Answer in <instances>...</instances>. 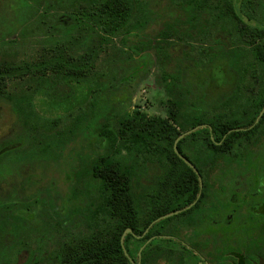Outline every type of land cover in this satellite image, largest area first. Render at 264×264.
<instances>
[{
	"label": "trees",
	"instance_id": "trees-1",
	"mask_svg": "<svg viewBox=\"0 0 264 264\" xmlns=\"http://www.w3.org/2000/svg\"><path fill=\"white\" fill-rule=\"evenodd\" d=\"M171 1L192 14L168 22L155 42L168 83L167 115L130 109L116 117V127L111 118L97 129L98 144L104 151L90 158L89 178L98 203L90 207L91 214L84 221L72 225L74 230L67 233L71 234L59 241L54 264L156 261V223L146 234L145 230L157 217L175 214L196 201L202 187L181 155L199 171L215 170L221 158L242 152L247 141L261 132L264 113L256 120L264 107L263 0ZM7 2L22 9L19 20L40 11L46 26L42 52L35 59L0 62V97L12 102L40 143L38 136L72 119L76 107L92 101L94 94L107 86H100L98 79L102 53L110 44L115 46V38L122 37L124 43L126 35L146 27L150 16L142 0ZM222 59L226 60L224 68ZM140 68H134L133 73ZM215 69L227 74L224 81L219 80ZM16 79L27 82L19 97L8 91L10 81ZM60 82L73 89L74 95L78 87L85 86L81 89L86 100L57 117L44 116L35 102L38 97L50 96ZM197 126L175 143L179 135ZM9 145L0 151V161L14 151ZM40 149L55 151L51 144ZM154 165L164 171L157 187L155 180L136 190L138 169ZM17 200L13 196L0 200V228L9 220L30 218L27 208L12 209ZM65 224L60 222L59 229ZM127 228L132 231L122 242Z\"/></svg>",
	"mask_w": 264,
	"mask_h": 264
},
{
	"label": "rangeland",
	"instance_id": "rangeland-1",
	"mask_svg": "<svg viewBox=\"0 0 264 264\" xmlns=\"http://www.w3.org/2000/svg\"><path fill=\"white\" fill-rule=\"evenodd\" d=\"M5 1L0 0V62L35 59L42 52L46 37L40 11L19 20L18 11L22 13V9ZM142 6L150 16L147 26L126 35L124 43L122 37H117L115 46L106 47L98 61V79L100 86L103 83L107 86L95 93L92 101L83 104V110L76 106L86 100V92L81 89L85 86L78 87L74 95L73 89L60 82L50 96L37 98V109L47 117L54 118L70 108H78L72 119L38 136L40 143L32 137L30 126L20 118L12 102L0 97V151L7 143L14 150L1 166L7 165L5 170L9 172H3L7 178L0 180V199L13 196L18 199L17 209L29 207L30 211H36L34 216L29 212V219L9 220L2 227L0 264H54L59 241L71 234L73 224L91 214L90 207L98 201L91 193L89 160L104 151L97 135L103 122L112 118L116 127V117L130 109L143 110L148 115H167L168 83L164 80L163 63L156 53L155 42L168 22L184 20L192 12L171 0H142ZM225 63L222 59L221 68ZM139 65L141 68L134 74L133 69ZM215 72L224 81L227 74L218 69ZM26 84L20 79L10 81L8 91L19 97ZM70 93L73 95L64 98ZM261 133L259 144L250 145L244 153H264V129ZM43 144H51L55 151L43 152L40 149ZM49 155L54 157L51 162ZM229 160L221 158L215 170L228 167ZM138 170L136 190L153 184L156 172L162 168L154 165ZM187 207L190 205L183 209ZM59 209L63 213H58ZM60 222L67 223L65 228L59 229ZM14 224L17 227L11 228Z\"/></svg>",
	"mask_w": 264,
	"mask_h": 264
},
{
	"label": "flooded vegetation",
	"instance_id": "flooded-vegetation-1",
	"mask_svg": "<svg viewBox=\"0 0 264 264\" xmlns=\"http://www.w3.org/2000/svg\"><path fill=\"white\" fill-rule=\"evenodd\" d=\"M261 134L247 141L243 151ZM243 151L228 157L230 164L222 170L199 171L202 187L197 200L168 221H156V264H264V153ZM3 167L0 172H9L7 165ZM162 174L163 170L156 172V187ZM26 208L34 216L36 211Z\"/></svg>",
	"mask_w": 264,
	"mask_h": 264
},
{
	"label": "water",
	"instance_id": "water-1",
	"mask_svg": "<svg viewBox=\"0 0 264 264\" xmlns=\"http://www.w3.org/2000/svg\"><path fill=\"white\" fill-rule=\"evenodd\" d=\"M263 113H264V107H263V109L261 110V112H260V114H259V116H258L256 122L259 121V119H260V117L263 115ZM198 127H199V126H197V127H195L194 129L189 130V131L184 132V133H182L181 135H179V137L177 138V140H176L175 143H177L178 140H179L180 138H182L185 134L192 132L193 130H195V129L198 128ZM175 149H176V144H175ZM181 157H182V158H183V159H184V160H185V161H186V162H187V163L193 168V170L197 173V175H198V177H199V179H200V182H201V186H202V178H201L200 172H199V170L197 169V167H196L193 163H191L186 157H184V156H182V155H181ZM198 196H199V195H198ZM172 214H173V213H168V214H166V215H164V216H162V217H160V218L155 219L154 221H152L151 224L149 225V227L145 230L144 234L147 233V231L149 230V228H150L154 223H156L157 220H159V219H161V218H164V217H167V216H170V215H172ZM131 231H132V230H131L130 228H127V229L125 230V232H124L123 235H122V242H124V237H125V235H126L127 233L131 232ZM142 236H143V235H142ZM153 238H154V237H151L148 241H151ZM146 244H147V243H146ZM146 244H144V245L140 248V250H139V255H141L142 250L144 249V247H145Z\"/></svg>",
	"mask_w": 264,
	"mask_h": 264
}]
</instances>
